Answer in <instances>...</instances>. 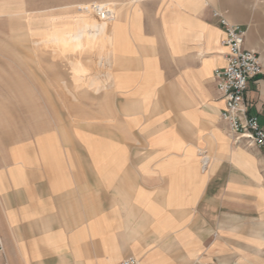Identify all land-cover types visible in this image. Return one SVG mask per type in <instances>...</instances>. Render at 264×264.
Here are the masks:
<instances>
[{
  "label": "crops",
  "instance_id": "crops-1",
  "mask_svg": "<svg viewBox=\"0 0 264 264\" xmlns=\"http://www.w3.org/2000/svg\"><path fill=\"white\" fill-rule=\"evenodd\" d=\"M58 1L86 16L63 46L79 51L39 76L32 133L1 156L0 264H264V150L221 119L214 16L260 58L246 100L264 129V0H31V14ZM109 1L113 18L91 21Z\"/></svg>",
  "mask_w": 264,
  "mask_h": 264
},
{
  "label": "rangeland",
  "instance_id": "rangeland-1",
  "mask_svg": "<svg viewBox=\"0 0 264 264\" xmlns=\"http://www.w3.org/2000/svg\"><path fill=\"white\" fill-rule=\"evenodd\" d=\"M56 3L55 11H39V14L32 15L31 0H0V160L10 143L32 133L33 90L37 93L38 89H48V81L37 80L39 76L47 78V74L53 72L50 62L62 61L65 55L79 51L65 50L63 46L64 42L69 46L70 42L79 41L76 38L79 26L85 22L86 16L67 14L64 2ZM114 3L117 2L103 4H109L114 10ZM42 4L40 2L41 8ZM90 20L96 23L105 21L95 14ZM22 76L23 81L20 79ZM19 84H23V114L21 104H17ZM17 107L20 109L18 116Z\"/></svg>",
  "mask_w": 264,
  "mask_h": 264
},
{
  "label": "built area",
  "instance_id": "built-area-1",
  "mask_svg": "<svg viewBox=\"0 0 264 264\" xmlns=\"http://www.w3.org/2000/svg\"><path fill=\"white\" fill-rule=\"evenodd\" d=\"M95 8L94 14L100 20L113 18L114 12L109 4H101L97 6V10ZM214 16L224 27L225 36L222 43L228 50L227 65L215 73L219 98L224 102L221 119L236 145L264 150V129L260 126L257 117L248 115L249 105L246 100L249 80L263 72V65L254 52L245 48L246 30L232 24L217 11L214 12ZM2 252L3 240L0 235V253ZM119 264H141V262L135 257H129ZM190 264H217V262H203L198 259Z\"/></svg>",
  "mask_w": 264,
  "mask_h": 264
}]
</instances>
